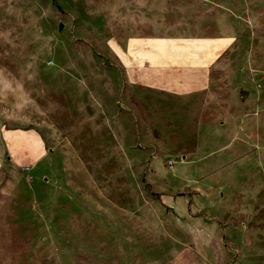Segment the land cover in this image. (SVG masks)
Returning <instances> with one entry per match:
<instances>
[{"label":"rangeland","instance_id":"rangeland-1","mask_svg":"<svg viewBox=\"0 0 264 264\" xmlns=\"http://www.w3.org/2000/svg\"><path fill=\"white\" fill-rule=\"evenodd\" d=\"M107 2L0 0V264H182L172 260L182 246L166 241L164 226L177 221L181 227L183 220L157 207L163 203L156 192L169 194L179 207L184 200L194 204L205 188L214 195L209 204L230 211L222 228L228 240L219 252L199 247L203 257L194 263L264 264V129L261 139L240 131L252 112L248 99L264 86L260 78L233 70L248 54L226 53L209 70H198L207 92L184 98L186 86L159 68H118ZM249 6L264 11L257 3ZM175 7L186 18L188 11H215L209 5L184 12L182 5ZM230 8L216 16H241L238 44L264 46V34L251 37L246 30L249 16L242 7ZM206 57L211 60L212 53ZM253 59L264 61V53ZM134 75L136 89L123 84ZM212 96L215 102L206 101L209 113L196 105ZM173 99L184 115H146L152 107H176L169 103ZM159 100L168 101L162 108ZM25 131L40 134L45 148ZM14 133L20 141L9 145ZM238 137L246 139L244 145ZM183 154L197 161L183 164Z\"/></svg>","mask_w":264,"mask_h":264},{"label":"crops","instance_id":"crops-1","mask_svg":"<svg viewBox=\"0 0 264 264\" xmlns=\"http://www.w3.org/2000/svg\"><path fill=\"white\" fill-rule=\"evenodd\" d=\"M107 3L109 4L110 12L108 15L110 17H105V15H103L108 21L106 25L108 28L107 32L113 38H116L115 41L118 45L117 51L119 52L120 58L119 60L117 59V65H124L122 67L118 65L119 69H134L136 71L139 69V66L145 65L159 68L157 69L158 71L160 70L159 73L163 70L165 74H170L169 76H165L166 78H170L177 84L181 83L182 86H186V91L182 92L181 95L188 99L189 95H195L197 93L203 94L204 91L207 92L205 86H200V80H203L204 77L198 76V70L212 68L217 62L222 61L221 58L226 53H230V55L237 58L239 54L247 53L248 57L241 58L242 61H240V59L239 61L236 60L238 65L234 66L233 70L238 72L240 69L242 75L248 76L252 79L254 78L255 81L257 80V77L260 78L261 81L258 82V84L261 83V85L264 86V61L253 59L254 54L264 53V46L258 45L259 43L256 44L251 42L248 45L241 43L238 44V38L242 33V26L237 23V20H241V16H232L233 21H230L229 18L231 17V13L229 16L227 15L229 19L226 16L225 18L221 15L219 17L216 16L217 11L232 12L230 6H234V8L236 6H241L244 14L249 16L245 19V24L247 26L246 30L251 33V37H258L259 35L264 34V11L262 12L258 10L257 12H254V10L251 9L252 6L249 5L257 3L264 7V0H108ZM115 3L116 8H114ZM105 4L106 3H104V5L102 4L103 13H105L106 10ZM175 5H182V12H184V9L190 10L196 5H209L212 6V10L215 11L205 13L204 15L188 11V18H186L180 12L181 8L175 7ZM112 15L116 17V21L113 19ZM261 20L263 24L259 23ZM87 29H89V32L91 27L87 26ZM191 30L198 33L194 38L187 34V32ZM205 31H208V33L211 31V35L205 37V35L202 34ZM227 33L230 34L227 35ZM212 34L219 35L220 37H213ZM224 36H230V41L229 37ZM242 36L243 34L241 37ZM123 37L130 38V42H123L121 39ZM207 40H211L210 45L206 43ZM210 53H212V58L211 60H208L206 55ZM157 63H164L165 65H157ZM185 69L189 70V73H191L189 74L190 76L186 77L185 74H183V72L186 71ZM247 69L253 71L251 73L249 72L251 76L247 73ZM161 77H158L159 81L157 84H160L163 80L164 76ZM134 78H136L135 75L133 81H123V84L134 85L136 89L137 85L140 84L135 82ZM211 86L218 85L213 84ZM212 88L210 87L209 94L214 92L211 90ZM254 91L255 93L248 99V106L251 108L252 112L245 114L244 118L246 119L240 122V125L242 126L240 131H249L247 132L248 135H257V137L261 139V133L264 129V120L261 119L260 116L264 115V90L260 87H256V89L254 88ZM134 92L136 93V91ZM208 98V102H215L216 97L212 96L206 97L196 104L200 105L201 108L204 107L205 110H207V113H209L208 109H206V101ZM137 99L140 98H135V103L138 102ZM163 101L167 102L168 100L158 101L162 108ZM187 101L188 100L185 102ZM177 102L178 101L173 99L170 100L169 103L175 104ZM174 104L169 105L174 106ZM175 106L176 107L170 108L169 110H167L168 107L164 110L152 107L151 109L149 108L150 110L144 111H146V115L149 116H152L154 112L161 111L170 114L171 117L174 115H184L185 110L179 107V105L177 106L175 104ZM218 109L219 108L215 109L217 114H219ZM145 113H142V110L141 112L139 110L141 116ZM156 115H158V113L155 115L153 114V116ZM248 118L253 120L249 121ZM220 125H224V122H221ZM172 132L176 134L178 130L173 129ZM26 135L31 137L32 141L37 140L36 142L40 144V147L42 145L43 148H45V141L40 134L26 132ZM238 138L243 141L240 142L244 145L246 139ZM10 139L11 142L9 145H12L13 143L15 144L16 142L19 143L20 141L15 133L10 136ZM22 147L25 146L22 145ZM29 152L30 148L26 146V148H24V153H26L27 157L30 155L28 154ZM180 157L183 164H190L197 161L192 154H183ZM152 158H148L146 163V165L149 166L147 174L149 177L152 175L150 174ZM175 164V160L172 159L171 166H174ZM166 166H170L168 160ZM151 181L156 182L154 178H151ZM195 183H198L197 180ZM155 184L158 185L159 183L156 182ZM183 187H185V185ZM150 188L151 190L153 189L151 185ZM197 190H199V188ZM156 193L158 194L157 197H159L157 198V201L163 203L157 207H161L163 210L167 209L169 214L173 212L176 217L181 216V218L177 217L178 223L180 222L179 219L183 220L181 222V227H176L177 221L172 223L167 221L166 223L169 222L168 225L164 226V230L167 234L166 241H170L169 244L172 245L182 246L177 249L176 255L172 259L173 262L181 261L182 264H195V261L200 262L202 259L201 257H203V255H199V253H201L199 247L204 249L205 252H213L216 251V249V252H219V250L223 248V244L225 242L227 243V232H225L224 234L226 235L223 236V229L225 227L223 221H225V213L228 215L227 213L230 214V211L226 212L213 206V203L209 204L214 195L210 194L208 188L200 189L199 196L195 197L196 200L194 201V204L187 203V200H184L180 203L179 207L170 203L171 198L169 194L159 191ZM139 210L142 211V208L140 207ZM150 211L151 210H149V212ZM245 227L240 226V229L243 228L244 231ZM237 228L238 227L233 230H236ZM193 230L196 233L192 235V232H194ZM173 232L178 234L175 235ZM204 259L206 260V257ZM245 259L246 257L244 260ZM209 260H211V258H209ZM214 260H218L217 255L214 257Z\"/></svg>","mask_w":264,"mask_h":264},{"label":"water","instance_id":"water-1","mask_svg":"<svg viewBox=\"0 0 264 264\" xmlns=\"http://www.w3.org/2000/svg\"><path fill=\"white\" fill-rule=\"evenodd\" d=\"M63 28H64V24H60V26H59V32H61Z\"/></svg>","mask_w":264,"mask_h":264}]
</instances>
